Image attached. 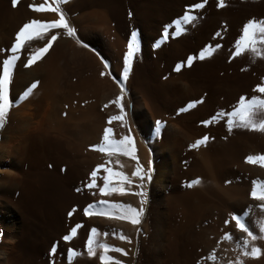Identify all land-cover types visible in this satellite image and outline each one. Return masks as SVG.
Listing matches in <instances>:
<instances>
[{
	"label": "rangeland",
	"instance_id": "rangeland-1",
	"mask_svg": "<svg viewBox=\"0 0 264 264\" xmlns=\"http://www.w3.org/2000/svg\"><path fill=\"white\" fill-rule=\"evenodd\" d=\"M70 1L71 0H65V2L60 3L57 2V0H17L16 6H18V4L19 6H25L28 15L27 18L25 17L26 19H24L22 15L21 17L19 15L18 17H20V19L17 18V21L13 16H9L8 13L10 8L14 9L12 0H0V73L3 72V60L7 59L8 56L13 55L9 50L11 49V45L15 42V33L24 23L32 20L45 23L59 19V15L56 12L46 9L59 7L65 17L68 27L74 32L73 35H69L64 28L48 29L47 31H44L42 28L38 27L37 32L33 34V39L24 42L20 47L19 52L16 53L18 59L9 66L11 78L7 85V91L10 101L9 109L12 107L13 110L5 117L3 126L0 127V138L2 133L8 134L11 131L10 129L13 128L14 132L20 133L22 137L25 135H28L29 137H38L41 134L44 139V143L42 142L40 147H38V142L35 141L33 142L36 144L32 141V145L31 143L26 144L28 148H25L26 146L24 145V157H21L23 162L21 159L16 162L18 163L17 169L22 171H20V174L22 177L21 186L24 196V201L20 207L21 210H19V228L21 234L17 244V253L20 256L22 263H82L86 259L92 257L88 255L86 245L88 236L93 228L96 229V233L93 234L94 240L97 242L95 245V254L98 251H101L99 243H106L110 246H115L116 248L122 246L121 243L116 240L117 238L121 240L119 238L121 232L120 230L118 231L115 224L114 226L113 224L109 225L111 222L104 223V221L101 222L102 220L93 222L90 219H87L88 215L86 216L83 214L84 209L88 205L93 204V208L90 209L91 212H99L98 209L102 206L101 211L110 212L107 211L106 204L102 205L97 203L103 201L100 197L94 199L95 201L90 199L91 195L95 196V194H97L96 192L99 191L101 187H104V177L109 175V173L104 170L106 168L110 169L112 172H121L127 177V182H121L118 177L110 176V184H112L110 185V188L122 187L125 191H123V193L119 192V194L121 193L123 195L130 193L129 196L131 195L132 197H135L136 193H142V195H136V197H140L141 202L146 198L152 203L154 208H156V205L158 204L157 207H159L160 210L164 208L166 211L167 205L165 206V204L167 200L164 201V199L168 197L174 188L175 190L177 189V191H185L190 188L189 185L191 184L193 185V189L196 187L197 189L195 188V190H198L200 193V196L197 195V198H199H195L196 200L191 203L192 205L189 203L185 204V206L189 208V210L187 208L188 212L186 211V207H183V210L187 215L185 213L183 221L180 222L179 228L177 227L176 233L178 232L180 234L177 235L178 238L176 237L168 240L169 237H162L163 239L165 238V247L163 250L165 252L163 255V252H161V256L165 259L162 258L163 261H156L155 256L151 252L148 253L147 250H142L139 254L140 264H219L227 258L228 259L225 260V262L233 264L237 261L238 255L241 257L254 258L251 255L246 256L243 253L245 251L251 252L252 247L258 248L256 244L257 239L261 238L264 240V235L258 232L261 222H264V211L260 209L259 205L264 204V201L262 202L252 198L250 192L252 189V182L257 181L258 183H264V177H262L261 180L259 178L257 180V177H255L256 179L254 178L249 181L250 183L248 182L249 184H247L245 191L247 192V199L243 200V205L240 204L242 201L239 202L238 205L236 201H225L221 204L222 202L221 200L219 201L218 198L221 195L219 188H211L213 189H210L211 191L202 189L199 187L198 183H193V181L197 180V177L189 178L187 185L184 184V180L195 173L188 168L183 157L175 156V159H173L174 161L170 159L173 163V169L168 173L172 182L167 183L165 181L166 179H162V184L164 185L165 183L167 186L162 188L161 185V188H157V186L151 188L150 185L146 184L149 173L148 169L151 168L152 174L150 179L152 180L155 176V172L153 171L155 170V163L161 158L162 154L165 156L167 155L168 157V154H172L173 150L176 148L169 139L174 135H180V137L185 140L186 136L190 135V132L184 129L181 123L173 119H170L167 122L165 121L164 124L167 126H164L161 122L157 124L156 121L158 119H154L150 112H148L147 108L144 106L145 101L143 102L144 98L142 93L138 89L142 88L144 81L150 90L157 89L156 84L161 82V84H167L165 82L170 84L169 81L172 82L169 88L172 86L174 89L180 88L182 91L190 89V83H184L185 79L177 77L185 68L186 70L189 69L188 76L186 77L188 79L193 78L192 73L195 71L196 67L189 68L191 63L189 64L188 57H192L194 60L201 59L200 53L203 50L205 51L203 59H205L212 56L216 50L217 53L214 54L210 61L229 65V75H232L230 83L234 82V84L238 85L240 83L245 90L243 96L246 99L251 98L253 95L264 98V94L255 91L257 85H264V43H257L255 45V47L261 51V56L254 55L250 50L242 51L238 55H232V53L236 51L235 43L242 35L244 23L249 19H255L257 21L264 20V0H90L89 2L83 0L84 3L82 0H75L72 5L69 4L67 7L64 6ZM197 3L203 4V7H193V5ZM29 5L34 7L43 5L44 9L41 11H35L34 7L30 8ZM89 13H93L91 14L92 17H87V15H85ZM101 13L106 16L104 17L102 15V17ZM98 14L100 15L98 16ZM185 14L193 17V19L185 21ZM100 16L102 18H100ZM3 18L6 21H4ZM104 18H106V20ZM109 27L111 29H109ZM53 35L57 37L52 43L54 46V43L57 41L54 50L58 47L65 51V62L62 63L63 66L60 71L61 75H59L60 78L58 77V83L55 84V89L53 90L54 100L51 101L42 98L41 96L37 98L38 102H36V104L30 102L27 106H24L21 109L17 108V106H19L26 96L34 89L31 88V85L33 83L38 85V82L42 83V71L44 70L42 67H45L50 60L51 55L47 57V54L49 50L54 47L52 45V47L49 46L47 52L40 56L39 59L35 60L31 65L27 67L24 65L27 63L29 57L36 54L38 49L43 48ZM129 40L133 41L134 53L130 60L129 72L126 75V78L121 80L123 57L128 50L127 45ZM172 40H176L180 44L181 49L168 55L161 53L159 51L161 44H168V42ZM217 45H219V47H217ZM83 54H88L99 62L102 69L96 60L93 59L97 68L100 70L99 76L111 83V86L115 88L114 92L113 88L110 90L108 87L103 86L99 89L101 90V93H98L99 95L97 94V96L94 97L91 94L89 86L86 83L88 77L90 74L92 75V73H90V66L85 60ZM260 58H262V61ZM42 61L43 64L41 67L40 63H42ZM173 63L174 65L171 66ZM34 64L38 65L33 66ZM198 79L200 80V78ZM82 83L86 85H83V89L81 88L82 90H78L79 96L81 94L82 98L80 96V98L77 99L78 103H76V107L74 108L76 113L88 110V103L95 99V111L103 113L105 116V125L114 128L113 134L112 132H109L108 139L105 140V126H102L96 138V142L90 145L91 149L94 148L97 151H99V147H104L105 151H103V153L110 156L113 155L117 162L113 165V163H108L109 160L107 159H109V157L106 155L100 156L102 157L99 158L101 159V163L103 162L102 166L104 168L101 167L97 169V167H94L97 171L95 178L90 176L92 173L91 171L93 170L89 169L87 171L86 164L81 167L84 171L78 173L77 168H80L81 163L74 162L71 157L72 153L64 145L61 143H58L57 145V142L62 141V139H55V142L53 141L54 144L51 140H45V137L48 134L51 135V131L49 129L47 130V128L43 129L44 126L47 127L45 122L53 119V107L56 109L57 107L61 108V104L64 103L63 99L65 100L67 96L69 97L68 94L72 89L71 85H82ZM28 89L31 90L29 91ZM103 94H107L108 99H110L108 103L101 104L100 99ZM117 96L121 97V106L124 111L123 119H120L124 122V125L119 129L116 124H114L116 119L109 120V117L120 116V108H118L115 103ZM51 102L53 103L51 104ZM38 103H42L41 106L39 104L40 107L38 106ZM49 104H51V106L48 107L47 105ZM36 105L37 107H35ZM115 107L118 108V113L112 112L106 114L107 108L114 109ZM259 111L262 112V110H258L253 115V120L256 123H259V121L263 119L261 118ZM173 113H177V111ZM29 114H31V118L28 116ZM32 119L33 122L35 121L34 125L35 123H37V125L34 126L32 124ZM225 121L227 124L228 119ZM14 123L16 126H14ZM42 124L45 125L42 126ZM168 124L170 126H168ZM32 126L34 128H32ZM149 126H151L150 130H152L150 136L146 138L147 127ZM21 127H26V129H28L26 131L25 128H23L25 129L23 130ZM242 129L251 134L258 132V130L256 131L244 126H242ZM20 130L25 134L23 132L21 133ZM129 135L133 140L139 141L146 154L151 156L154 152H157L155 153V159L153 158L152 162H146L148 167L147 175L144 176L145 181H143L142 184L139 176L134 177L132 175L136 170L138 159L135 151L133 152L135 159H133V156L128 155V158H130V161L133 163L128 172V168L124 166L126 164H123V161L121 160V157H124L125 154L121 151L114 150V148H109V144L112 141H120L122 138ZM141 139L145 141V144L141 142ZM33 145H35V147H32ZM47 145L50 146L48 147ZM192 145L193 143H188L187 147L189 150L192 149ZM60 150L61 152H59ZM26 154L30 155L32 159H30L29 156L25 158ZM13 159H15V157L5 161L0 158V167L3 168V170H9L12 166L11 163H13ZM65 160H67V162ZM93 179L96 186L92 188L86 187V185L93 183ZM97 180H101V182L97 183ZM175 181L176 185H174ZM161 200L164 201V203ZM192 201H194V199H192ZM203 209L204 211H202ZM245 210L249 213V215L245 217V220L248 224L249 231L256 236L255 240L249 237L246 232L239 230L236 227L235 222L231 219L233 214H242ZM69 212L72 213L71 216L68 215ZM98 216L99 218H105L110 215H97V217ZM220 218L223 220H220ZM163 219H165V217H161V220L159 221V224L162 226L167 223L166 221L163 223ZM226 220L229 221L228 224H225ZM172 222H170V225H172ZM102 223H104V225ZM218 223L220 225L223 224L224 226L222 225V227L228 228L231 233L230 239L223 238V232L219 231L217 226H214ZM73 227H76L75 234H71V229ZM114 232L116 235L120 232L118 234L119 237L116 236ZM202 234L203 237L201 236ZM65 235H71V238L65 241L63 239ZM108 238H112V242H114L115 245L114 243L112 244ZM175 239L177 240L175 241ZM201 239H203V242ZM246 239L248 240L247 246L243 243ZM210 241H212V243H210ZM53 244H56L57 250L50 254ZM69 249H72L74 253L71 259L69 258ZM222 249H225L226 253L221 252L224 251ZM111 252L109 253L113 255Z\"/></svg>",
	"mask_w": 264,
	"mask_h": 264
},
{
	"label": "bare ground",
	"instance_id": "bare-ground-1",
	"mask_svg": "<svg viewBox=\"0 0 264 264\" xmlns=\"http://www.w3.org/2000/svg\"><path fill=\"white\" fill-rule=\"evenodd\" d=\"M74 1L75 0H71L69 3H67L64 6L67 7V5H69V4L72 5L74 3ZM84 1H83V3H84ZM86 1L89 2L90 0H86ZM25 11H26L25 6L24 7H23V5L19 6V4H18V6H15L14 9L10 8L8 13H9V16L10 15H11V17L13 16V18H15L18 21V19H20L21 15L24 19H26L28 17L27 11L26 12ZM91 11H89V12H91ZM93 13H89V14H85V15H87V17H89ZM105 14H106V12H105ZM19 15H20V17H18ZM35 15H37V14H35ZM99 15L100 14H98V16ZM102 15H103V13H101V16ZM32 16H34V15H32ZM101 16H100V18H102L104 15L102 17ZM104 19L106 20V18H104ZM3 20H4V18H3ZM4 21H6V20H4ZM110 27H109V29H111ZM110 34H112V33H110ZM56 44H57V41L54 43V46L52 45L54 48H51L47 54V57L49 55H51V57H50V60L47 62L46 66L45 67L41 66L43 64V61H42V63H40V66L42 67V69H44L42 71L43 72V79H42L43 81H41L42 83L38 82V85L36 84L37 86L26 96L24 101L19 106H17V108L21 109L24 106H27L30 102H34L36 104V102H38L37 98H39L41 96H42V98H46V99H49L51 101L54 100L53 90L55 89V84L58 83L57 81H58L59 75H61L60 71H61V68L63 66L62 63L65 62L64 61L65 51H64V49L61 50L58 47H57L58 49L56 48V50H54L56 47ZM168 44L162 43L159 51L161 53L168 55V54L175 52L178 49H181L180 44L176 40L169 41ZM216 53H217V51L215 50L214 54H216ZM214 54L210 57L205 58V59H198V60L193 59V61L189 65V68L190 67H192V68L196 67L195 71H193V73H192V76H193L192 79H188L186 77V76H188V70L189 69L186 70L184 68L182 70V72L180 71L181 73H179V75L177 77L185 79L184 83H187V84L190 83V85H189V86H191L190 89L182 91V89H180V88L174 89L172 86H171V88H169L170 84L172 83L170 81H169L170 84H168V82H165L167 84H161L162 82L158 83V84H156L157 89H151V90L148 88V85L144 81V83L142 84L143 85L142 88H140V89L137 88L142 93V96L145 99V100L143 99V102L145 101L144 106L147 108L148 112H150V114L152 115V117H154V119H156V118L158 119L156 122H161L162 124H164L165 121L167 122L168 120L173 119V120L181 123L182 127L190 132V135L186 136L185 140H183L180 137V135H177V136L174 135L173 137H171L169 139V140H171L173 145L176 147L175 150H173L172 154L169 152L170 154H168L169 155L168 157H167V155L165 156L161 153L162 156L155 163V170H153L155 172V176L153 177L152 180L147 178L146 184L150 185L151 188H154V186H157V188L158 187L161 188V185H162V188H164L167 185H165V183L163 185L161 181L166 179L165 181L167 183L172 182L168 176V173L173 169V166H172L173 163H172V161H170V159L173 160V159H175V156H179V157H183V160L186 161L188 168L190 170H192L193 173H195L192 176L187 177L184 180V184L187 185V181L189 180V178L191 179V178L197 177V180L199 181L198 185L202 189L210 190L211 188H214V187L219 188V190L221 191V195H220V197H218V196L217 197L219 198V201L221 200V202H222L221 204H223L225 201L226 202L227 201H230V202L236 201L237 205H238V203L242 201L240 204L243 205L244 204L243 200L247 199V197H246L247 192H245V191H246L247 184L250 183L249 181L254 179L255 177H257V180H258V178L261 180V178L264 177V167H262L259 163H249L246 160V158L250 155L254 156V157L255 156H264V131L258 130V132L255 134L248 133L247 131L245 132V130L242 129V126L239 124V122L235 121V118H234V121H235L234 125L231 128H229L228 123L227 124L225 123L226 122L225 120L228 119L227 113L232 112L234 110V108L237 106V104L239 102V98L241 96H243V93H245V90H244V88H242L240 83H239V85L234 84V82L230 83V79H231L232 75H229L230 74L229 65H227L225 63L219 64V63L210 61L211 58H213ZM84 56H85V60L88 62L89 66H90V70H91L90 73H92V75L90 74V76L88 77L87 83H86L89 86V90H90L91 94L94 97L97 96V94L101 91L99 89L102 88L103 86L108 87L110 90H111V88H113V92H114L115 88L113 86H111V83L108 82L107 80H104L101 76H99L100 70L97 68L95 61H94L96 59H94V57L92 58L88 54H85ZM261 59L262 58H260V60ZM96 62H97V60H96ZM97 63L100 66L99 62H97ZM174 63L171 64V66H173ZM37 65L34 64L33 66H37ZM100 68L102 69L101 66H100ZM198 78H200V80ZM233 79H234V77H233ZM128 83H129V80H128ZM86 84L82 83V85L81 84L71 85L72 89L68 94L69 97L67 96L68 98L66 97L65 100L63 99L64 103L61 104V106L59 105V103H60V100H59L58 105L61 108L57 107V109H56L55 107H53V109H52L53 119L49 120L48 122H45L47 127L44 126V128H43V129L47 128V130L49 129L51 131V135L46 134L47 136L46 135H45L46 137L44 136L45 140L46 139L51 140V142L53 143V141L55 142V139H58V138H59V140L62 139V141L57 142V145H58V143H61L62 145H64L72 153L71 157L74 160V162L75 163L76 162L81 163L80 168L79 169L77 168L78 173L84 171L81 168L84 164H86V166H87V171L89 169L94 170V167H97V165H102L103 162L101 163V159H100V158H102V157H100L102 155H106L107 157H109V159H107V160H109L110 162L108 161V163H113V165H114V163L116 162L113 155L112 156L107 155L106 153H103V151H100L101 152L100 153L96 149H94V148L91 149V147H90V145L92 143L96 142V138H97L98 133H99L102 126H105V128L110 129V132H112V134L114 132L113 127H111L109 125H105L104 114L100 113L99 111H95V109H94V107H95L94 105H96L95 99L88 103V105H87V106H89L88 110H85L84 112H81V113H79V112L76 113V110H74V108L76 107L75 106L76 103H78L77 99H79L81 96V94L79 96L78 90L81 89L83 87V85H86ZM63 91H62V93H63ZM81 98H82V96H81ZM109 100L110 99H108L107 94H103L101 96L100 102H101V104H104L106 102L108 103ZM43 102H44V100H43ZM52 103L53 102H51V104ZM39 104L41 106L42 103H38V106H39ZM51 104H49L47 106L49 107V106H51ZM35 107H37V105ZM46 109H48V108H46ZM12 110H13V108L11 107L6 116H8ZM175 111H177V113H173ZM112 112L118 113V108L115 107L114 109H111V108L106 109V114L112 113ZM46 113H48V112H46ZM259 113L261 115V118L264 119V111H262V112L259 111ZM30 115L31 114H29L28 116H30ZM35 116H36V114H35ZM42 117H44V116H42ZM30 118H31V116H30ZM19 119H20V117H19ZM32 122H33V119H32ZM34 122L32 123L33 125H34ZM204 122H207V123H204ZM28 123H30V122H28ZM45 124H42V126ZM114 124H116L117 128L119 129V128L123 127L124 122L120 119H116ZM24 125H25V123H24ZM35 125H37V123H35ZM14 126H16L15 123H14ZM29 126H30V124H29ZM164 126H167V125L164 124ZM168 126H170V125L168 124ZM218 127H219V129H218ZM21 128L26 129V127H21ZM32 128H34V127L32 126ZM150 128H151V126L147 127V137L146 138H148V136H150V134H151L152 129L150 130ZM165 128H167V127H165ZM25 129H23V130H25ZM27 129H26V131H27ZM10 130L11 131L8 134L2 133L1 138H0V158L5 161V160H8V159L10 160V158L15 157V159L12 160L13 163L10 162L12 166H11V168H9V170L6 169L8 167L5 168L6 170H3V168L0 167V264H23L21 259H20L19 254L17 253V250H18L17 244L19 242L20 234H21V231L19 228V224H20L19 223V217H20L19 210H21L20 207L22 206V203L24 201V196H23V191H22V186H21L22 177L20 174L22 171L17 169L18 163H16V162L20 161L21 157L24 155V147L26 146V144L31 143V141L32 142L35 141V142H38L37 143L38 147H40L42 145V142L44 143V139H43V135L41 136L40 133H39L40 135L38 134L39 135L38 137L36 135H35L36 137H29L28 135H25L22 137V135L20 133H17V132L15 133L13 128ZM47 130H46V132H47ZM29 131H30V129H29ZM38 131H41V130H38ZM43 131H45V130H43ZM20 132H21V130H20ZM34 134H36V133H34ZM165 137H167V136H165ZM205 137L207 138L206 142L201 143L199 145H196V141L201 140ZM111 138H113V137H111ZM139 138H140V136H139ZM167 138H169V137H167ZM131 139L133 141L131 147L134 149V151L137 155V158H138L136 169H137V167H140L141 169H143V176H145V175H147V168H148L146 162L147 161L152 162L153 158L155 159V155H156L155 153H157V152H154L150 156V155L145 153V151H144L142 145L139 143V141L133 140V138H131ZM163 140L166 141L165 139H163ZM35 142H33V143H35ZM141 142L143 144H145L144 143L145 141L143 139H141ZM33 143H31V145ZM188 143L189 144L193 143L191 150H189L187 147ZM32 147H35V145H33ZM25 148H28V147L26 146ZM60 148H61V146H60ZM31 151H32V149H31ZM34 151H37V150H34ZM66 151H64V152H66ZM26 152H28V151H26ZM59 152H61V150ZM183 152H184V154H183ZM62 154H63V152H62ZM26 155H25V158H27L28 156L30 157V155H27V156ZM69 155H70V153H69ZM30 159H32V158L30 157ZM121 160L123 161V164H126L124 166H126V168H128V172H129L131 165H133V163L130 161V158H128V155L121 157ZM21 161L23 162L22 159H21ZM65 161L67 162V160H65ZM69 161H70V159H69ZM105 162H106V160H105ZM14 163H16V164H14ZM32 163H33V161H32ZM21 164H19V165H21ZM73 165H75V164H73ZM105 166H106V164H105ZM102 168H104V167H102ZM176 168H177V166H176ZM151 174H152V172L150 174L148 173V176L149 175L151 176ZM22 176H24V175H22ZM140 180H141V184H142L143 181H145V178L140 179ZM260 180H259V182H260ZM99 182H101V180H97V183H99ZM110 185H112V184H110ZM174 185H176V181H175ZM97 186H98V184H97ZM195 188L193 189V185L189 189H186L185 191H177V189L175 190V188H174L170 192L168 197L166 199H164V201L167 200V202L165 204V206L167 205L166 211L164 210V208H162L163 210L162 209L160 210L159 207H157L158 204L156 205V208H154L152 206V203H150V201L147 200L146 198L141 203L140 197H136L137 193H136L135 197L134 196L132 197L131 195L129 196L130 193H127V192H126L127 194L122 195L121 193L119 194V192L118 193L111 192V194H102L99 191H97L96 192L97 194H95V196L91 195L90 199L95 201L94 199L100 197L103 201H107L108 202L106 204L107 205V211H110V213L112 212L113 215H110V216L105 217V218H101V217L99 218V216L97 217V215L96 216L95 215H88L87 219L88 220L90 219L93 222L101 221V220H102L101 222L104 221V223L111 222V223H109V225L113 224V226H114V224H115V226H117V228H118V231L120 230L121 233L120 232L119 233L121 235H123L125 237V239L119 240L117 238L116 240H117V242L119 241L122 245L121 246L122 248L119 247L120 245L118 247L120 249H123L126 254H121V253L114 252V251L111 252V253H113V255H111L109 252L107 253V255L112 256L115 261H119L120 264H140L139 263L140 255L139 254L142 250H147L148 253L151 252L155 256L156 261H161L162 258H164L161 256V252H163L162 255L165 252V251H163L164 247H165L164 246V242H165L164 239L169 237L168 240H171V238L174 239L179 234L178 232L176 233V231H177V227L179 228V226H180V222L183 221V218H184L183 216H185L186 212L183 210L186 207L185 204L189 203L190 205H192L191 203L195 202V200L199 198V197L197 198V195H199L200 193L198 190H195ZM211 190H213V189H211ZM218 194H216V195H218ZM153 196H154V194H153ZM218 198H217V200H218ZM154 199H156V198H154ZM192 199H194V201H192ZM164 201H162V202L164 203ZM125 204H127V205H125ZM112 205H119L121 207H112ZM125 206H131L132 208H135L138 211L142 208V213L140 214V216L138 218L139 223L133 224L130 222V220H128L126 218H124V219L115 218L121 211L124 210ZM102 207L100 209H98V211H101ZM187 208L188 207H186V211H187ZM188 210H189V208H188ZM202 211H204V209ZM83 214H84V212H83ZM186 215H187V213H186ZM161 217H165V219H166V220L163 219L164 220L163 223H165V221L167 222L166 224H164V226L159 224ZM217 218H218V216H217ZM189 219H190V217H189ZM221 219L222 218H220V220ZM190 221H192V220H190ZM170 222H172V225H170L171 224ZM217 222H219V221H217ZM104 223H102V224L104 225ZM218 224L214 225V226H217V228H219L218 230L223 232V235H225V233H228L230 238H231V233L228 230V228L222 227L223 224L222 225H220V224L218 225ZM189 228H190V226H189ZM194 233H195V231H194ZM118 234L116 235V233H115V235L119 237ZM197 234L200 235L199 233H197ZM219 234H221V233H219ZM195 235H196V233H195ZM163 236L165 237L164 239L162 238ZM201 236L203 237V234ZM198 237H200V236H198ZM129 238H130V240H129ZM212 238H213V236H212ZM109 239L110 238H108V240ZM111 239H110V242L113 244L114 243V242H112L113 239L112 240ZM179 239H180V237H179ZM203 239H201V241ZM176 240L177 239H175V241ZM195 240H197V239H195ZM208 240H209V238H208ZM198 241H199V239H198ZM212 241H213V239H212ZM212 241H210V243H212ZM256 244H257V247L259 249V255L257 257L248 258V257H241L240 255H238L237 261H236L237 263L235 261H234L235 263H233V262L232 263L233 264H264V240L259 238V239H257ZM114 245H115V243H114ZM222 250H224V251H221V252L226 253L225 249H222ZM100 253H101V251H98L94 256H92V257L86 259L84 262L78 263V264H101ZM227 259H225V260H227ZM225 260L221 261L219 264H229V263L225 262Z\"/></svg>",
	"mask_w": 264,
	"mask_h": 264
},
{
	"label": "snow or ice",
	"instance_id": "snow-or-ice-1",
	"mask_svg": "<svg viewBox=\"0 0 264 264\" xmlns=\"http://www.w3.org/2000/svg\"><path fill=\"white\" fill-rule=\"evenodd\" d=\"M57 2H65V0H57ZM12 5L15 7L17 5V0H12ZM30 8H33L34 6L29 5ZM195 8H202L203 4L197 3L193 5ZM44 9V6L41 5L39 7H34L35 11H41ZM46 10L49 11H54L59 15V19L52 21V22H45L42 23L40 21L32 20L29 22L24 23L19 30L15 33V42L11 45V49L9 50L13 55L8 56L7 59L3 60V72L0 73V127L3 126L5 117L7 115L8 109L10 107V101H9V96H8V91H7V85L8 82L11 78V74L9 71V66L12 65L16 59H18L16 53L19 52L20 47L24 44L26 40H31L33 39V34L37 32L38 27L42 28L44 31H47L48 29H56V28H64L67 30L69 35H73L74 32L73 30L68 27L67 22L65 20V17L63 13L60 11L59 7L56 8H48ZM193 19V17L185 14L184 20L189 21ZM259 37V39H258ZM57 37L53 35L51 39L48 40L47 44L44 45L43 48L38 49L37 53L34 54L33 56H30L27 63L24 65L25 67L31 65L32 63L35 62V60L39 59L40 56H42L44 53L47 52L49 46L52 45L53 41H55ZM257 43H264V20L257 21L255 19H249L246 23H244L243 28H242V35L241 37L236 41L235 43V49L236 51L232 53V55H238L242 51L245 50H250L254 55L256 56H261L262 53L260 50H258L255 45ZM219 47V45H217ZM127 52L124 54L123 57V71L121 74L120 79L123 80L126 78L127 73L129 72L130 69V60L131 57L134 53V45L133 41L129 40L128 45H127ZM210 54V53H208ZM205 55V51H201L200 53V58L203 59ZM192 57H188V62L189 64L192 61ZM107 66V65H106ZM103 75V73H102ZM36 84L33 83L31 85V88H35ZM31 89H29L30 91ZM123 91V89H122ZM255 91L264 94V85H257ZM116 106L120 108V116L119 117H109V120L113 119H123L124 116V111L121 106V97L117 96L115 100ZM262 110L264 111V98H261L259 96L253 95L251 98L246 99L244 96H241L239 98V102L237 106L234 108L232 112L227 113L228 116V126L231 128L234 124L235 121H238L241 126L249 127L253 130H259V131H264V119L260 120L259 123H256L253 120V115L256 111ZM235 118V121H234ZM159 122H157L158 124ZM207 123V122H204ZM110 129L105 128L104 130V139L107 140L109 136ZM206 137L196 141V145H199L201 143L206 142ZM132 139L131 136H126L122 138L120 141H112L109 144V148H114L116 151H122L125 155L133 156L134 149L131 147L132 146ZM96 147V146H94ZM99 151H105L104 147H99ZM133 159L135 157L133 156ZM247 162L249 163H259L262 167H264V156H248L246 158ZM103 167L102 165H97V169ZM105 172L109 173V175H106L104 177V187H101L99 189L100 193L102 194H111V192H123L124 189L121 188H110V176L113 177H118L121 182H127V177L121 173V172H112L110 169H104ZM149 174L151 173V168L148 169ZM97 174L96 169L92 171L90 176L92 178H95ZM134 177L139 176L141 179H144L143 176V169L140 167H137V169L132 173ZM150 179V175L147 177ZM199 181H193V183H198ZM95 186L94 179L93 183H90L86 185V187L92 188ZM192 185L190 184L189 187ZM137 195H142V193H137ZM250 195L252 198L260 201H264V183H258L257 181L252 182V189L250 192ZM99 204H107V201H99L97 202ZM142 203V202H141ZM112 207H121L119 205H112ZM260 209L264 211V204L259 205ZM93 208V205H88L84 209V214L87 215H113L110 212H105V211H99V212H91L90 209ZM142 213V208L138 211L135 208H132L131 206H125L124 210L121 211L115 218H121V219H128L130 220L131 223L137 224L139 223V216ZM69 216L72 215L71 212L68 213ZM249 215L248 211L245 210L242 214H233L231 219L235 222L236 227L243 231L246 232L249 237H251L253 240L256 239V236L253 235L251 231H249L248 224L245 220V217ZM229 221H225V224H228ZM78 227V226H77ZM76 232V227H73L71 229V234H75ZM259 232L264 235V222H261L259 226ZM96 233V229L93 228L91 229V233L88 236V241H87V253L89 256H93L95 254V245L96 241L94 240L93 234ZM71 238V235H65L63 239L65 241L69 240ZM121 240L125 239L123 235L119 237ZM224 239H229L230 236L228 233H225ZM244 245H248V240L243 241ZM99 248L101 249L100 253V260L101 264H120L119 261H115L114 258L110 255H107L108 252L114 251L118 252L121 254H126L123 249L116 248L114 246H110L106 243H99ZM57 246L56 244L52 245L51 253L56 252ZM69 258L74 255L73 250L69 249ZM244 255L248 256L251 255L253 257L259 255V249L256 247H252L251 252L245 251L243 253Z\"/></svg>",
	"mask_w": 264,
	"mask_h": 264
}]
</instances>
